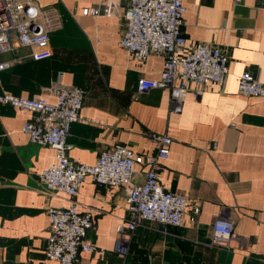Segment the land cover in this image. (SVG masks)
Wrapping results in <instances>:
<instances>
[{
  "label": "crops",
  "instance_id": "crops-1",
  "mask_svg": "<svg viewBox=\"0 0 264 264\" xmlns=\"http://www.w3.org/2000/svg\"><path fill=\"white\" fill-rule=\"evenodd\" d=\"M32 1L54 7L64 19L50 34L53 55L36 61L20 49L21 61L0 73V93L55 102L49 88L58 78L82 88L81 119L68 137L69 156L78 162L94 164L119 143L155 155L158 147L147 133L169 135L170 156L161 161L159 180L201 207L195 223L188 217L180 226L143 223L121 256L114 243L118 225L129 218V189L98 185L88 176L77 200L81 212L93 214L89 239L104 251L81 252L76 264H264V98L239 93L244 71L264 82L261 0H184L187 48L218 45L229 55L230 72L224 86L208 84L200 95L192 84L180 113L171 111L169 89L137 90L142 78L161 77L164 56L151 54L141 63L121 46L126 1ZM87 7H99L101 14L85 15ZM33 116L0 104V264H49L47 208L70 204L40 183V173L57 157L51 146L32 142L23 131ZM149 167L136 166L134 183L144 181ZM216 217L235 222L226 245L212 242Z\"/></svg>",
  "mask_w": 264,
  "mask_h": 264
},
{
  "label": "built area",
  "instance_id": "built-area-1",
  "mask_svg": "<svg viewBox=\"0 0 264 264\" xmlns=\"http://www.w3.org/2000/svg\"><path fill=\"white\" fill-rule=\"evenodd\" d=\"M126 1L124 18L126 29L120 39L121 46L138 62H145L151 54L164 56L159 79L142 78L137 86L140 93L151 89H169L172 112L180 113L186 97L193 91L202 93L208 84L224 86L230 72V59L218 45L200 42L187 48L183 31L184 0H109ZM240 5L242 0H234ZM264 7V0H261ZM85 15H100L99 7H87ZM105 12H110V8ZM64 19L54 7H41L32 0H0V73L22 56L20 49L34 60L53 55L51 32L62 28ZM7 55V58H2ZM202 87V88H201ZM56 97H22L12 93H0V104H9L34 113L23 131L30 140L51 146L57 163L40 173V183L49 193H63L70 199L67 206L47 208L49 236L45 255L49 264H76L81 252H103L89 237L93 228V214L81 212L77 200L86 178L91 176L98 185L109 188L128 187L126 205L129 218L117 227L114 251L121 256L128 253L129 241L136 229L145 222L162 226H180L186 217L197 222L201 212L199 205H190L187 196L167 189L159 180L162 160L170 156L172 138L167 134L148 132L158 151L155 155L137 154L127 145L119 143L104 149L94 164L78 162L69 156L70 129L81 119L85 91L75 85H67L60 78L49 88ZM239 93L248 97L264 98V82L249 71L239 78ZM150 167L142 183H134L136 166ZM190 206V207H189ZM235 222L226 217L213 220L215 245H226L234 236Z\"/></svg>",
  "mask_w": 264,
  "mask_h": 264
},
{
  "label": "trees",
  "instance_id": "trees-1",
  "mask_svg": "<svg viewBox=\"0 0 264 264\" xmlns=\"http://www.w3.org/2000/svg\"><path fill=\"white\" fill-rule=\"evenodd\" d=\"M48 59V58H47ZM43 60H45V59H43ZM36 61H41V60H36Z\"/></svg>",
  "mask_w": 264,
  "mask_h": 264
}]
</instances>
